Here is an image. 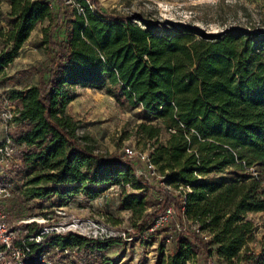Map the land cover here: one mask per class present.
<instances>
[{
  "label": "trees",
  "instance_id": "16d2710c",
  "mask_svg": "<svg viewBox=\"0 0 264 264\" xmlns=\"http://www.w3.org/2000/svg\"><path fill=\"white\" fill-rule=\"evenodd\" d=\"M7 1L11 49L0 52V81L38 22L48 21L42 32L51 59L44 82L0 92V109H16L8 131L14 159L0 172V182L14 181L5 219L14 234L12 247L22 250L18 261L0 242V264H111L99 255L121 242L70 231L41 234L49 222L18 218L23 206L39 209L52 197L51 207H61L77 196L96 199L113 185L124 190L126 184H143L131 159L101 154L88 135L79 134V122L67 112L75 87L103 89L121 104L140 106L160 124H137L145 140L157 143L163 128L169 132L149 155L160 181L174 191L158 185L157 208L133 231H145L168 205L175 218L196 228L175 235L162 264H199L210 251L226 264L242 263L240 251L254 232L242 216L264 213V31L234 27L209 35L106 14L92 6L95 0H74L78 7ZM119 202L132 211L144 206L133 193L122 194ZM37 235L39 241L32 239Z\"/></svg>",
  "mask_w": 264,
  "mask_h": 264
},
{
  "label": "rangeland",
  "instance_id": "374dc122",
  "mask_svg": "<svg viewBox=\"0 0 264 264\" xmlns=\"http://www.w3.org/2000/svg\"><path fill=\"white\" fill-rule=\"evenodd\" d=\"M93 4V7L106 14L125 15L148 21H165L194 28L209 35L234 27L264 31V0H95ZM9 10V2L0 0V52L11 49V44L6 41L5 36L10 28L6 19ZM47 25L48 21L38 22L22 48L14 53L13 62L4 70L5 73L1 77L0 92L12 87L25 88L47 79L51 53L43 43L42 32L43 27ZM60 33L58 30L54 34L58 36ZM70 94L74 99L68 103L67 112L79 122V134L88 135L101 154H112L128 159L123 156V147L129 146L138 152L150 153L153 146L165 143L169 138V132L163 128L157 143L155 140H145L138 133L137 124L145 122L160 126L157 120L146 114L140 106L117 102L103 89L75 87ZM15 110V106L6 104L0 109V142L8 136L10 130L9 118L6 115H13ZM131 160L139 172L141 170L144 172L138 179L135 177L143 182L140 187L128 185L122 190L113 185L93 200L77 196L67 206H61L65 212L64 216L57 214L56 206L51 207L54 202L52 197L40 202L39 209H32L33 205L23 206L21 216L18 218H22L21 220L26 223L49 222V227L46 228L55 229L57 232H66L62 229L70 217L80 221L96 220L105 224L114 232L116 238L121 239L113 248L100 253L99 258L111 264H162L174 248L175 235L185 232L189 227L191 230L196 227L175 218L174 214L165 224L154 226L155 218L166 208L170 207L173 213L172 205H168L151 218L150 225L145 231H133L134 224L141 223L145 214L157 208L160 197L157 186L174 190L160 181L162 175L157 169L154 173L145 172L139 160ZM11 183L14 188V181ZM124 193H133L141 197L144 201L143 208L132 211L121 207L119 201ZM18 218L13 216L11 221L17 222ZM242 218L252 222L254 232L251 241L240 251V255L244 257L240 264H264V213L248 212ZM202 238L206 239L204 236ZM257 254L262 255V260L255 262L252 257ZM199 264L226 263L210 251L206 262L199 261Z\"/></svg>",
  "mask_w": 264,
  "mask_h": 264
},
{
  "label": "built area",
  "instance_id": "2783aa9c",
  "mask_svg": "<svg viewBox=\"0 0 264 264\" xmlns=\"http://www.w3.org/2000/svg\"><path fill=\"white\" fill-rule=\"evenodd\" d=\"M46 1L49 2L50 7H52L57 1H62L63 3L71 4V5H74L75 7H78V4L75 3L74 0H46ZM85 2L88 5H90L89 0H85ZM6 116L7 118H9L8 120H10L13 115L10 114ZM122 151H123V156L127 157L128 159L139 160V162L142 163L143 171L149 172V173H154L156 171V166L151 162L150 155L148 152L147 153L138 152L129 146L123 147ZM13 154H14V146H13L12 140L10 137L6 136L0 142V172L4 170V168L8 166L10 162H12ZM252 172L253 174H255L254 171ZM140 175H144V172H142V170L139 172L138 169H136L135 177L138 179ZM127 186L128 184H126L125 187ZM165 186L170 188L169 185H165ZM179 188L183 191L190 190L188 186H185V188L180 186ZM13 193H14V188L11 182H8V183L0 182V242L3 243L7 248L9 249L12 248L14 257L19 261L21 260L20 257H21L22 250L20 248L12 247V238L14 234L10 230V226L5 219L6 214L4 210V206L13 197ZM62 209H63L62 207L56 208V212L60 216L65 215V212H63ZM172 214L173 213H172L171 208L170 207L166 208L163 213L159 214L155 218L154 226L165 224L168 221V219L172 216ZM54 230H51L49 228H44L41 234L48 233ZM62 231H71L78 235L85 236L87 238H93V239L115 238L114 232H111L109 228L106 227L105 224L100 223L99 221H96V220L80 221L76 218L70 217L68 218V221L65 222V228L62 229ZM204 237L207 238V235ZM32 239H37V241H39L41 239V236L37 235V236H34ZM0 256L3 257V253L1 251H0ZM42 264H47V263L46 261H43Z\"/></svg>",
  "mask_w": 264,
  "mask_h": 264
}]
</instances>
